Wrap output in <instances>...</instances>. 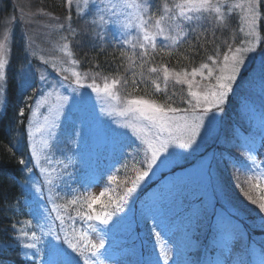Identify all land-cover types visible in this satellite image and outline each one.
Segmentation results:
<instances>
[{
	"label": "rangeland",
	"instance_id": "obj_1",
	"mask_svg": "<svg viewBox=\"0 0 264 264\" xmlns=\"http://www.w3.org/2000/svg\"><path fill=\"white\" fill-rule=\"evenodd\" d=\"M11 1L15 10L6 18L3 31L0 32V43L5 45L3 53L0 55L5 61L6 77L8 58L11 53V39L15 27H18L26 44L28 61L34 64V68L30 72L38 75L37 95L29 109L28 137L33 165L37 169L40 181L33 180L29 185L33 198L23 197L20 201L15 202L14 211L17 213V218L10 227L9 240H0V251L14 250L15 248L22 260L36 264H65L67 259H71L73 264H80L76 258L77 253L69 247V242H71L80 245L89 253L96 251L93 256L99 258V264H132L128 248L125 245L123 247L120 245V243H124L123 239L105 231L106 224L101 222L94 224L87 220L88 222L81 229L78 227L77 235L68 238L74 223L73 219L68 218L67 227L62 228L61 231L63 236H67L64 240L61 235L57 234L52 213L62 210L67 205H70V208L87 207L92 199H99L102 187L106 183L107 165L113 166L114 169L125 166V159L120 156L113 159L108 158L104 163L101 162L103 160L101 154L112 152L115 142L120 136L130 134L141 141L148 153V161L150 153L143 141L153 140L157 129L150 127L137 114L121 115L122 110L126 107V101L137 97L124 94L117 86L111 87V82L97 84L94 81L86 80L84 73L78 69V65L71 55L69 42L63 33L64 23L46 15L42 8L33 5L32 0ZM151 2V0H70V2L66 0V4L74 9L78 17L85 16L92 20L101 36L105 38L114 36L126 46L151 45L144 40L145 34L154 37L155 41L161 39L167 43L175 42L183 36L189 22H197L210 14L221 17L225 13H232L239 19L238 28L241 43L226 55L236 54L243 59L244 63L240 66V72L232 84V91L228 93L224 103L231 99L236 105H241L243 103L242 94L247 87L252 88L256 83L264 85V2L258 0L256 3L254 22H252L248 0H211V6L191 11L187 8L182 11L178 7V5H183L185 0L166 2L159 9L152 8ZM132 5H139V7ZM217 7L219 12L216 11ZM161 29H163L162 33ZM237 49L241 51L237 53ZM216 59L217 57H213V60L216 61ZM207 64L213 68L212 77H208L207 69H203L204 76H196L198 86H203V89L194 88L192 91L207 93L212 90V86L216 83V77L224 65V59L220 62L217 61L214 65L212 61ZM28 66L26 67L28 68ZM200 69L201 67L198 70ZM24 72L28 73L29 70L26 69ZM245 72L246 74L243 76ZM73 73H78L79 84L76 83L77 76H74ZM29 76L28 73L23 79L26 80ZM41 76L45 79L41 80ZM4 80L5 78L0 80V113L3 111ZM106 83L109 84L110 91L115 94L116 98L104 91ZM96 88L100 90L97 91ZM238 90H242V92L240 93ZM63 96H67L68 100L61 107L58 97ZM45 97H47V104L38 107V103ZM235 103H233L234 106ZM194 104L195 101L189 105L188 111L174 114L173 133L180 136L185 123L191 124L194 118L203 115L201 135L197 137L198 144L193 149L170 147V154L162 153L161 160L158 159L156 164L152 165V170L148 171V176L144 177L141 183L157 178L161 173L169 171L179 161H184L185 158L191 161L195 155L203 152L202 150L208 143L214 140L219 130L222 111L212 108L211 111L203 113L202 107L204 106L194 108ZM245 115H248L252 120V126L256 133L260 132L263 137L261 145L264 146V107L262 105L254 106ZM65 119L71 121L66 124L70 126L75 124L73 131H67L64 135L72 143L74 150L78 151L76 160L78 169L75 176L80 187L68 188L61 199L52 194L51 189L57 187L53 181L59 168L55 162L57 159L49 160V157L51 155L53 157L54 152L51 153V151L56 141V135L60 124ZM53 123L57 126L53 127ZM167 135V133L163 134L165 137ZM248 149L252 158H250L251 164L253 162L250 170L257 177L255 179L260 181V186L264 190V149L256 146ZM211 156L212 153L207 154L205 158L188 168L184 174L175 172L169 175L163 187L156 188L140 203L128 195L126 210H123L129 216L136 215L139 239L151 241L156 238L162 242L156 264H264V258L261 256L257 258L248 254L251 261L247 262L245 238L235 236L231 228L229 229L221 223L218 225L217 239L215 241L208 239L204 246L195 248L193 259H184L180 254V249H178L180 238L176 233L180 228L170 217L172 212L168 211V207L181 196L182 191L179 188L184 186L183 183L186 180L200 188L201 193L204 194L205 203L210 204L215 195H220L217 188L215 195L211 191L205 192L206 188L211 186V174L208 172L207 166ZM169 184H175V186L164 194L170 188ZM77 189L81 190L74 194V190ZM160 194H164L165 199L170 202L166 204L162 201L159 198ZM72 200H76L77 203L71 204ZM183 204L186 206L185 201ZM61 206L63 207L61 208ZM104 211L106 210L103 208L99 211L88 208L87 213L92 216L99 213L102 217ZM221 218L222 215H219L215 221H219ZM22 231L28 232L29 235L23 236ZM33 232L36 236L34 240L31 236ZM101 241L104 246L98 250L87 247L90 243L99 245ZM26 243H35L36 247L27 248L24 246ZM162 249L167 253L166 261L161 255ZM142 250L141 245L136 250L138 251L136 264H147L144 262L146 256L144 257Z\"/></svg>",
	"mask_w": 264,
	"mask_h": 264
},
{
	"label": "trees",
	"instance_id": "obj_2",
	"mask_svg": "<svg viewBox=\"0 0 264 264\" xmlns=\"http://www.w3.org/2000/svg\"><path fill=\"white\" fill-rule=\"evenodd\" d=\"M151 1V7L159 9L164 3L177 0ZM32 2L35 7L42 8L46 15L64 23L63 33L69 42L71 55L87 81L102 84L117 80L119 83L116 86L124 94L155 100L159 104L179 108L180 112L190 109L188 101L191 97L188 95V85L177 83L176 73H181V79L184 78L183 73H189L187 79L193 81L192 89L202 90L203 86H198L197 78L191 77V71L210 62L209 57H217L216 61L220 62L229 51L241 43L239 19L236 15L225 13L217 17L210 14L197 22H189L183 36L175 42L167 43L157 39L155 48L147 45L148 55L144 56L142 54L144 49L140 45L126 46L115 37L101 36L92 20L85 16L78 17L74 9L66 4V0H32ZM14 10L11 0H0V32L3 31L6 18ZM13 32L11 53L3 83V111L0 113V240H9L10 227L17 218V213L14 211L15 202L23 197L33 198L29 185L33 180L40 181L37 169L33 165L27 132L29 109L37 95L38 75L30 72L34 64L28 61V52L20 29L15 27ZM153 67L158 71L151 72L150 69ZM165 67L169 69L166 86ZM26 69L29 70L30 76L25 80L23 77L28 74L24 72ZM153 81L161 85L162 91L155 90ZM242 90L238 92L241 93ZM242 95L241 105H236L231 99L223 104L219 130L202 153L195 155L191 161L186 158L184 161H179L157 178L145 183L136 180L138 172L148 167V153L144 144L130 134L120 136L112 152L101 154L103 158L101 162L120 156L125 159V166L114 169L113 166L107 165V182L101 191L103 195L99 196V202L95 203L92 209L99 211L103 208L112 211L117 203L120 204L121 211L115 212L104 228L110 234L124 239L132 264L137 263L136 250L140 245L144 257L146 256L144 262L156 264L162 242L156 238L151 241L139 239L136 215L129 216L124 211L129 198L125 195L127 188L132 187L133 182H136V191L131 193V198L139 203L150 196L156 188L163 187L169 175L175 172L184 174L188 168L209 153H212L207 165L211 174V186L207 187L205 192L211 191L215 195L217 188L220 195H215L210 204L205 203L200 188L186 180L184 186L179 188L182 193L178 201L168 207V211L172 212V219L178 222L180 228L177 231L180 238L179 251L184 258H193L195 248L203 246L209 238L215 240L219 227V222L215 219L222 214L221 222L227 226L233 225L234 235L245 237L249 252L264 257V212L259 208V204L264 202L261 199L264 197V190L250 170L253 162L251 164L252 158L248 149L254 145L259 146L261 138L252 126L250 117L245 115L254 106L264 107V85L256 83L252 88L249 86ZM21 109L24 111V116H20ZM69 122L71 121L66 119L60 124L51 151L54 154L50 157L53 160L57 159L55 162L59 168L53 181L57 187L51 189L52 194L61 199L68 188L80 187L75 176L78 169L76 168L78 151L74 150V146L64 135L65 132L74 129L75 124L72 126L66 124ZM21 160L25 163L21 164ZM27 169L33 171L29 172ZM112 177H115V180ZM169 185L170 188L164 194L175 186V184ZM80 190H74V194ZM164 194H160L159 198L167 202ZM121 197L124 199L121 200ZM184 200L186 206L183 204ZM254 200L256 203H253ZM87 212V207L70 208V205H67L62 210L52 213L57 234L66 239L67 236H63L61 231L62 228L67 227L68 218H71L74 223L68 238L77 235L78 227L81 229L89 220ZM90 221L94 224L101 222L95 219V216ZM80 250L84 255L80 256L77 253L78 263L83 264L84 259L91 260L92 264L100 263L99 258L94 257L91 252H87L81 246ZM48 252L50 253L51 250L49 249ZM0 264L36 263L22 260L18 250L14 248V250L0 251Z\"/></svg>",
	"mask_w": 264,
	"mask_h": 264
},
{
	"label": "snow or ice",
	"instance_id": "obj_3",
	"mask_svg": "<svg viewBox=\"0 0 264 264\" xmlns=\"http://www.w3.org/2000/svg\"><path fill=\"white\" fill-rule=\"evenodd\" d=\"M70 2V0H69ZM258 2V0H248L249 4V11L252 14V22L255 20V5ZM259 2H264V0H259ZM134 7H139V5H132ZM211 6V0H185V3L183 5H178V7L181 8L183 11L185 8H187L189 11L196 9H202ZM239 7V5H237ZM216 11L219 12V8H216ZM191 19V17H188ZM103 19V18H102ZM159 23V22H157ZM161 33L163 32V29L160 30ZM144 40L148 41L153 48L156 47L155 39L154 37H150L147 34L144 35ZM4 43H0V54L3 53L4 50ZM140 47L144 49V52L142 53L144 56L148 55L147 52V45L141 44ZM237 53L241 50L237 49ZM210 61H212V64H216L217 61L213 60L212 57L208 58ZM224 65L220 69V74L216 77V83L212 86V90H210L207 93H202L198 91H192L193 87V81L187 79L189 73L185 72L183 73V79H181V73H176L177 77V83H186L188 85V95L191 97V100L188 101L189 104H192L193 101H195V104L193 105L194 108L201 107L202 105V112L207 113L212 110V108H216L217 110L222 111L224 101L228 95L229 92L232 91V84L236 80L237 75L240 72V66L244 63L243 59H241L238 55L233 54L231 56L225 55L224 56ZM5 61L2 58V55H0V80L5 78ZM203 69H207V76L212 77L213 75V68L209 66V64L205 63L201 65V69H193L190 73L191 77L195 78L197 75H200L201 77L204 76ZM151 72L155 73L158 71L157 68L153 67L150 69ZM74 76H77L76 83L79 84V75L78 73H73ZM169 78V69L167 67L164 68V82L165 86ZM45 77L41 76V80H44ZM67 79V77H65ZM119 81L113 80L111 82V87H115ZM155 84V90L157 92L162 91L161 85L159 83ZM89 87H92V85H89ZM95 90L99 91V88H96ZM104 91L110 95L115 97V94L110 91L109 84L104 85ZM58 100L61 101V107L63 106V103L68 100L67 96L58 97ZM47 104V97L42 99L38 103V107L43 106ZM181 109L166 106L157 103L155 100L151 99H145V98H131L126 101V107L122 110L121 115H124L126 113H134L137 114L138 117L142 118L144 121L148 123L150 127H154L157 129L156 136L153 140H145L143 141L147 145V151L150 153V159L148 160V170L139 171L136 177L137 181L143 180L144 177L148 176V171L152 170V165L156 164V161L159 159L161 160V154L162 153H168L170 154L169 148H181V149H193L194 146L198 144L197 137L201 135L200 129L203 127V115H200L196 118H194V121L191 124L185 123L183 126V133L180 136H176L173 133V127L175 125L174 120V114L177 112H180ZM57 115H59V112H57ZM20 116H24L23 109L20 110ZM47 120V117H45ZM55 123H53V127H56ZM164 133H167L168 135L165 137L163 136ZM79 135V133H77ZM38 159V158H37ZM21 164H24L25 161L21 160ZM67 167V165H65ZM29 172H32L33 169H27ZM43 171V169H41ZM113 180H115V177H112ZM136 182H133V186L127 188L125 195H131V193L136 191ZM103 195V193H101ZM124 198L121 197V200ZM251 199V197H249ZM264 200V197L261 198ZM98 199H92L90 203L87 204V207L89 209H92L93 205L95 203H98ZM71 204L75 205L77 203L76 200H72L70 202ZM253 203H256L254 200ZM259 208L261 212H264V202H261L259 204ZM121 211L120 204L117 203L115 208L112 209V211H106L101 217L99 213L95 215V219L100 220L101 223L107 224L109 219L114 215L115 212ZM87 219L91 220L93 219L92 215H87ZM22 235L27 237L29 234L28 232L22 231ZM32 239L34 240L36 238L35 232L31 234ZM27 248H35V243H26L24 245ZM103 242L101 241L99 245L90 243L87 247H90L92 250H98L99 248H102ZM69 247L73 250V252L79 253L80 256H83L84 253L80 250V246L77 244H73L69 242ZM96 251L92 252V255H95ZM161 255L164 258V260H167V253L161 250ZM65 264H73L71 259H67L65 261ZM83 264H92V261L89 259H84Z\"/></svg>",
	"mask_w": 264,
	"mask_h": 264
}]
</instances>
